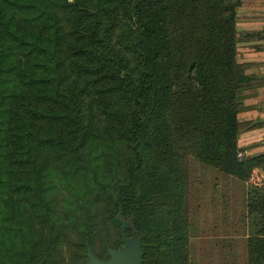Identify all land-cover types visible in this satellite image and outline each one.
Masks as SVG:
<instances>
[{"label": "trees", "instance_id": "16d2710c", "mask_svg": "<svg viewBox=\"0 0 264 264\" xmlns=\"http://www.w3.org/2000/svg\"><path fill=\"white\" fill-rule=\"evenodd\" d=\"M242 4L0 0V264H49L61 242L86 264V240L102 261L107 245L131 244L142 264H189L174 131L226 175L264 169V153L238 156V95L263 85L237 57ZM52 173L79 177L113 243L89 216L58 224ZM247 264H264V229L248 238Z\"/></svg>", "mask_w": 264, "mask_h": 264}, {"label": "rangeland", "instance_id": "374dc122", "mask_svg": "<svg viewBox=\"0 0 264 264\" xmlns=\"http://www.w3.org/2000/svg\"><path fill=\"white\" fill-rule=\"evenodd\" d=\"M237 20L239 61L264 62V0H243L237 10ZM247 32H260V35L250 39L244 35ZM257 92L255 88L244 89L238 95L242 104L238 111V151L244 152V157L259 155L264 150V118L258 117L247 104L258 96ZM257 99L255 108L264 111V99L261 96ZM174 135L175 139L179 138L175 147L182 156L186 174L184 215L190 226L189 264H247L248 238L264 229V169L256 168L247 181H241L198 161L194 154L196 142L182 140V135L178 136L176 131ZM79 183V177L74 175L65 179L57 173L49 176L48 198L58 224L67 219L78 225L89 216L91 221H97V240L102 243L112 239L113 243L116 233L112 224L97 213ZM76 208L78 212L72 220ZM32 209L30 205L29 210ZM84 246V257L89 264L90 257L97 254L90 240H86ZM120 250L134 252L137 261L133 264H142L139 250L130 245L117 249L107 245V258L103 261H112ZM56 254L49 264H80L77 260L81 251L70 243L62 245L61 242Z\"/></svg>", "mask_w": 264, "mask_h": 264}, {"label": "crops", "instance_id": "0c3cea01", "mask_svg": "<svg viewBox=\"0 0 264 264\" xmlns=\"http://www.w3.org/2000/svg\"><path fill=\"white\" fill-rule=\"evenodd\" d=\"M252 63L251 68L248 70L249 73H252L254 76H256V79L261 80L263 85H260L259 87L255 88L258 92V96H261L264 99V62H247ZM255 96L254 99H251L247 102L248 105H250V108H252V111L256 113V115L260 118H264V111L263 109H260L259 107L255 108V104L258 103V99Z\"/></svg>", "mask_w": 264, "mask_h": 264}, {"label": "water", "instance_id": "95a60500", "mask_svg": "<svg viewBox=\"0 0 264 264\" xmlns=\"http://www.w3.org/2000/svg\"><path fill=\"white\" fill-rule=\"evenodd\" d=\"M129 245L132 246L131 244ZM137 249L139 250V248ZM90 258L93 259L96 264H133L137 261V258L135 257V253L130 252L129 250H120L112 261H102L94 255H92ZM140 258H141V254L139 256V259Z\"/></svg>", "mask_w": 264, "mask_h": 264}, {"label": "built area", "instance_id": "2783aa9c", "mask_svg": "<svg viewBox=\"0 0 264 264\" xmlns=\"http://www.w3.org/2000/svg\"><path fill=\"white\" fill-rule=\"evenodd\" d=\"M263 149H264V144H263ZM245 153H248V151H245ZM262 153H264V150H263V152ZM238 156H239V158H243L244 157V152H242V151H239L238 152Z\"/></svg>", "mask_w": 264, "mask_h": 264}]
</instances>
